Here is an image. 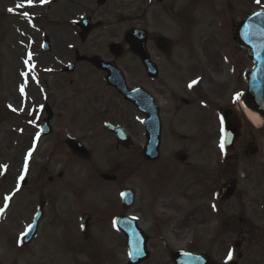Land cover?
Listing matches in <instances>:
<instances>
[{"label": "rangeland", "instance_id": "1", "mask_svg": "<svg viewBox=\"0 0 264 264\" xmlns=\"http://www.w3.org/2000/svg\"><path fill=\"white\" fill-rule=\"evenodd\" d=\"M25 1L0 0V209L7 200L11 202L7 217L0 221V264H127L125 237L114 224L115 217L122 214L136 215L140 227L150 235V258L144 264H171V252L192 249L208 253L221 262L229 252L235 251L236 242H242L241 264H264V199L241 210L234 200L220 208L205 196L210 185L206 177L216 173L223 162L218 145L214 149L213 146L210 149L191 147L186 151L194 160V174L190 168L180 169L175 165L165 169L166 159L180 149L178 144L170 143L167 135L163 139L160 161L147 166L140 163L137 156L131 157L132 150L117 149L115 139L104 129L105 122L116 116L125 118L127 105L121 104L106 89L101 75L82 64L75 73L60 79L62 66L74 62L73 48L81 54L94 53L109 58L107 45L117 35L121 37L128 22L110 20L106 14L101 16L99 21L107 25V29L94 32L82 46L73 26L82 16V10L71 6V25L67 27L63 22L67 12L63 0L50 11L39 1V4L23 6L28 15H24V10L21 16L17 5H24ZM32 7L37 8L33 9L34 16L48 17L41 23L48 22L45 29L50 28L59 39L55 40L50 54L32 44L31 37H24L38 36L36 23L29 22ZM260 7L264 8V0H259L258 4L257 0H176V18L166 21L165 33L169 38L181 37L185 45H193L196 60L203 62L201 65L206 68L220 67L221 61L225 67L232 62H242L243 67L249 68L252 64L247 60L248 53L235 46L232 31L247 13ZM186 9L189 10L187 18L183 16ZM21 17L22 23L18 21ZM16 30L22 34V45L17 41ZM178 50L183 59H189L184 47ZM30 56L33 59H28ZM126 62H130L129 59L125 58L122 63ZM23 63H37L40 69L52 67L56 76H46L43 85L29 77L30 85L21 97L16 87L21 83L18 72L25 73ZM224 71L227 73V68ZM223 73L221 75H226ZM70 80L75 84L70 85ZM54 81L59 82L55 87L60 86L61 90L59 93L56 90L52 98L46 86ZM45 103L53 108L54 116L56 114L52 122L54 131L31 145V138L39 134V128L36 123H29L33 118L35 121L39 118L41 123L40 118L45 117L41 108ZM103 107L108 111H102ZM249 124L256 131V127ZM179 132L192 135L185 129ZM67 137L83 141L91 153L90 160L72 155L62 142ZM258 141L264 148V132ZM250 166L240 164L239 172L250 176L254 182L252 188L264 194V176L257 178L258 172H264L261 157L256 165ZM102 174L115 176L117 181H103ZM23 175L27 178L25 186L18 180ZM150 187L156 193L155 198L154 195L148 197L149 190L145 189ZM127 188L134 190L136 202L126 211L121 206V193ZM242 188L248 187L242 183L238 191ZM182 193L183 197H177ZM160 195L167 199L159 200ZM150 200L155 201L154 211L145 209ZM41 201L45 206L44 216L36 238L32 245L21 249L19 233L32 222ZM85 213L94 216L90 240L80 231ZM246 218L248 222L243 223ZM164 220H167L165 224ZM225 220L230 221L231 228L228 236L220 237L218 232ZM154 227L160 229L156 235L151 234ZM158 234L165 240L156 239ZM196 237L198 242L194 244ZM91 252L93 257L97 256L95 259L89 257Z\"/></svg>", "mask_w": 264, "mask_h": 264}, {"label": "flooded vegetation", "instance_id": "2", "mask_svg": "<svg viewBox=\"0 0 264 264\" xmlns=\"http://www.w3.org/2000/svg\"><path fill=\"white\" fill-rule=\"evenodd\" d=\"M37 1L38 0H32V4ZM59 1L61 0H55L54 5ZM46 2L49 3L50 0H46ZM100 2H103V4ZM63 3L67 8V12L64 13V24L67 27H70L69 17L72 5L82 10L83 14L81 19L83 17H89L92 21L97 19V23H100L99 20H102L101 16L106 14L110 20H126L128 22V28L120 35L121 37L118 38L119 36L117 35L115 40L111 39V42L107 45V55L109 58L105 59L94 53L88 55L81 54L76 48L73 50V57L75 61V52L79 51L81 56H96L106 63L114 64L124 74L130 90L142 89L152 98V104L148 101L144 102L141 99L136 102L134 98H132L130 102H126L114 89L106 88L112 92L113 96L118 99L121 104L127 105V115L125 118L116 116L114 120H110V123L120 125L125 129L129 137L127 149L132 150L131 157L136 158L137 156L140 163L142 160L147 166L154 165L160 161L161 153L159 159L154 162L145 161L142 154V149L147 142L145 127L148 129L155 127L151 116L153 112L156 111L161 128V148L164 136L167 135L171 141H169L170 143L178 144L180 147L179 150L173 152L171 156L166 159L165 163L167 166H163H166L165 169L169 167V165H175L180 169L190 168L191 173L194 174L195 166H192L194 165V160L190 158L187 150L191 147L210 149L211 146H213L211 148L214 149L219 143L223 142L222 116L225 112L230 111V113H233L235 116V120L242 127L241 137L237 142L235 151L232 154L224 155L222 159L223 162L217 167L218 170L216 173L213 172L211 173L212 175L209 174L208 177H206L207 180H210V185L208 190L205 191V196L213 200L214 206L218 204L220 208L226 206L233 200L236 201V204L241 210H245V206L252 207V203H262L264 194L257 190L258 188H252L254 182L251 180L250 176H245L242 172H239L240 164L256 165L260 157L262 164H264V148L258 141L261 133L264 132V126L254 131L248 124L240 104L241 94L245 90L243 75L246 71L242 62H233L228 67H225L224 62L221 61V63H223L222 66H218L217 68L207 67V69L205 66L201 65L203 62L196 60V56L193 54V45L183 44L181 42V37L169 38L166 36V21L169 20L170 17L172 20L176 18V0H63ZM52 6L53 5L49 4L47 10L50 11ZM33 9L37 10V8L32 7L30 13L33 18L36 19L37 29L39 30L37 31L38 36L24 35V37H31L29 40L33 41L34 45L40 47L42 50L44 42L48 39L53 49L55 47V40L59 39L53 36V32L50 28L48 30L45 29V25H49L48 22L42 25L41 21L46 20L48 17H42L41 15L34 16L33 14L36 12H33ZM105 27L107 29V25L102 23L101 29ZM76 30V34H78L79 30L77 27ZM128 32H131V36L127 43L125 41V36ZM16 34L18 43L22 45V34L19 33L18 30H16ZM86 41L81 42V45H85ZM65 43V46L69 47L68 43ZM112 43L117 45V49L111 52L109 46ZM183 47L189 53V59L182 58L178 48ZM134 50L142 51L145 63H142L139 55H137ZM125 58L129 59L130 62L122 63ZM82 64L95 70L101 75V79L104 80L105 73L96 70L87 62L77 63L74 73L78 66ZM224 68H227V73L225 71L223 73ZM42 71H46L47 73L51 71L49 76L52 77H55V73H57L54 69L48 68L42 69ZM222 73H226V75L223 76L221 75ZM59 75H61V77L59 76L60 79H64L67 76V74H64L62 71ZM44 77L43 80L46 81ZM193 81H197V83L189 87ZM58 83L59 82L54 81V84L50 85L51 87L48 85L47 90L48 93L52 95V98H54L56 90L57 93L61 90L60 86L58 88L55 87V84ZM69 84L74 85L75 82L70 80ZM60 85H62V83ZM102 111L107 112L108 110L104 108ZM54 120L55 119H53L52 122ZM179 129H185L186 132H191L192 135L180 133ZM237 133L231 136L235 138L238 136ZM112 137L114 138V136ZM62 142L66 143V140H62ZM180 154H186V161L184 163L178 161V155ZM251 166L249 168H251ZM160 168L163 169L162 166ZM184 171L186 170L184 169ZM186 172L188 173L190 171ZM258 175L257 178L264 176V172H258ZM228 183L234 184L236 187L234 196L229 200H222L221 189ZM242 183L248 188H242L240 193L238 190ZM151 187L145 190H149L147 191L148 197L153 198L154 195L155 198L156 193L152 192ZM169 192L176 193V190L169 189ZM257 193H260V195H257ZM177 197H183V193L179 196L177 195ZM160 199L167 198L160 195L159 200ZM147 205L145 209H148V211H154V208H156L154 200H150ZM166 222L167 220H164L163 223L165 224ZM246 222H248V219H243V223ZM232 223L235 225L234 222ZM230 224L228 220L221 222V231L218 232L220 237L228 236L229 228H231ZM157 226L159 227L158 223ZM159 231L160 229L154 227V229H151V234L156 235ZM155 238L159 241L165 240L159 234ZM197 239L198 237L194 239V244H197ZM236 244L240 245V248L237 249L235 247L232 258L236 260L237 264H241L244 257L241 252L242 242H236L235 246ZM187 252L207 256L209 264H225L224 260L217 262L212 255L201 252L198 249H192ZM172 253L173 252H171V255ZM171 255L170 263L173 264Z\"/></svg>", "mask_w": 264, "mask_h": 264}, {"label": "water", "instance_id": "3", "mask_svg": "<svg viewBox=\"0 0 264 264\" xmlns=\"http://www.w3.org/2000/svg\"><path fill=\"white\" fill-rule=\"evenodd\" d=\"M85 24H87V26ZM88 24L89 20L86 22L82 21L78 24L84 33L82 37L92 29ZM234 35L239 46H244L251 51L248 57L255 64V67L246 74L247 92L243 95L244 106L246 109L256 113L262 120H264V11L254 12L244 18L235 29ZM128 37H130V33L127 34L126 40H128ZM141 57L143 59L142 55ZM81 60H86L98 69L105 71L108 74L105 80L106 84L115 88L124 99H132L133 95L136 98L135 94L139 93V91L129 92L124 79L113 65L105 64L98 58H81ZM67 71H71V69H67ZM49 119L45 121L44 135L50 134V127L48 125ZM154 128H152L153 130L148 129L147 131L148 143L144 148V155L147 160H156L159 157L160 129L157 123ZM109 131L111 133H116L120 142H125L127 140L122 129L109 126ZM67 145L75 155L80 156L83 159L89 158V153L82 144L75 141H69ZM104 179L110 180L108 176H104ZM233 191L234 186L228 185L224 188L223 193H225V197H230L232 196ZM132 201V193H124V207L128 208L132 204ZM41 216L42 206L40 207L34 225L28 234V239H30L36 231ZM88 220L89 218L86 217L84 221L85 227H87ZM117 224L127 236V246L130 256L129 264H140L147 260L149 257V253L146 249L147 240L144 234L136 227V223L130 219H124L117 220ZM27 241L28 240L25 242ZM173 261L175 264H200L201 261H203V256L175 253Z\"/></svg>", "mask_w": 264, "mask_h": 264}, {"label": "snow or ice", "instance_id": "4", "mask_svg": "<svg viewBox=\"0 0 264 264\" xmlns=\"http://www.w3.org/2000/svg\"><path fill=\"white\" fill-rule=\"evenodd\" d=\"M42 2H46V0H42ZM257 2L259 3V0H257ZM28 4L31 5L32 4V0H28ZM23 6L24 5H22V4H18L17 5L18 8H22ZM9 11L11 12V11H13V9H9ZM24 15L27 16L28 13L25 12ZM196 83H197V81H193L192 84L189 85V87H192ZM21 91L23 92V88L21 89ZM237 99H238V97H237ZM221 148H223V142H221ZM6 199H9V198H6ZM2 211H3V209H0V212H2ZM24 235H27V233H24ZM231 257H232V253L229 252V257L228 258L231 259Z\"/></svg>", "mask_w": 264, "mask_h": 264}, {"label": "bare ground", "instance_id": "5", "mask_svg": "<svg viewBox=\"0 0 264 264\" xmlns=\"http://www.w3.org/2000/svg\"><path fill=\"white\" fill-rule=\"evenodd\" d=\"M245 114L248 120L252 122L255 126H259L260 124H262V121L260 120V118L253 112L246 111Z\"/></svg>", "mask_w": 264, "mask_h": 264}]
</instances>
